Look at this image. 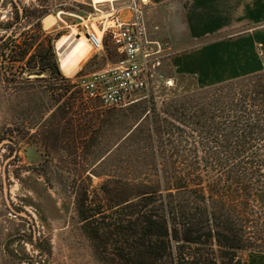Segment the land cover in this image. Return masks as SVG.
Masks as SVG:
<instances>
[{"label":"rangeland","instance_id":"374dc122","mask_svg":"<svg viewBox=\"0 0 264 264\" xmlns=\"http://www.w3.org/2000/svg\"><path fill=\"white\" fill-rule=\"evenodd\" d=\"M16 1L0 0V142L13 141L0 148V264H116L112 257L103 256L88 236L79 214V200L86 195L100 197L106 180L133 177L138 165L154 168L175 164L183 168L191 163L189 150L194 146L200 153L215 149L225 159V130L217 129V138L212 141L187 128L177 137L162 134L161 142L146 134L125 140L132 131L136 133L135 127L145 114L166 117L163 109L175 93L233 81L238 97L247 91L252 95L251 101L256 98L243 119L252 116L263 129L256 130L260 139L245 146V158L252 156L257 167H263L264 70L211 84L165 68L167 77L156 80L155 89L138 93L132 102L121 107H105L99 100L85 98L71 81L74 72H66L71 76L63 73L71 81L62 83L70 89L65 94L59 89L61 81L43 71L38 58L33 60L48 38L54 39L57 52V40L69 34L71 26L82 31L83 20L97 11L94 3ZM43 13L57 14L59 19L46 28ZM39 18L46 34L38 27ZM108 50L106 55L95 49L77 73L89 74L117 62V47L111 45ZM168 78L173 79V85L164 84ZM255 91L262 94L255 96ZM221 120L218 117L217 121ZM233 146H229L230 152ZM173 152L188 160L170 159ZM154 153L160 154V159H154ZM228 154V164L239 165L247 160ZM107 156L110 157L104 159ZM244 264H264V253H246Z\"/></svg>","mask_w":264,"mask_h":264},{"label":"trees","instance_id":"16d2710c","mask_svg":"<svg viewBox=\"0 0 264 264\" xmlns=\"http://www.w3.org/2000/svg\"><path fill=\"white\" fill-rule=\"evenodd\" d=\"M37 24L46 34L41 21ZM35 57L43 71L61 81L59 89L66 94L70 89L62 83L71 81L60 68L54 39L43 41ZM234 83L175 93L163 109L166 117L145 114L137 134L125 138L146 134L161 142L162 134L177 137L187 128L212 141L218 129L225 130L228 149L223 159L215 149L200 153L194 146L192 161L183 168L138 165L133 177L106 180L100 197L79 200L85 230L103 256L116 264H244L246 253H264V165L257 167L250 155L245 158V146L260 139L256 130L263 127L252 116L243 119L256 98L251 101L247 91L238 97ZM174 152L170 159L188 160ZM228 153L247 160L228 164Z\"/></svg>","mask_w":264,"mask_h":264},{"label":"crops","instance_id":"0c3cea01","mask_svg":"<svg viewBox=\"0 0 264 264\" xmlns=\"http://www.w3.org/2000/svg\"><path fill=\"white\" fill-rule=\"evenodd\" d=\"M137 1L149 39L165 45L161 77L169 68L213 84L264 70V0ZM107 2L94 14L107 16L98 21L102 32L110 21L134 18L130 1ZM104 43L106 54L115 44L109 37Z\"/></svg>","mask_w":264,"mask_h":264},{"label":"built area","instance_id":"2783aa9c","mask_svg":"<svg viewBox=\"0 0 264 264\" xmlns=\"http://www.w3.org/2000/svg\"><path fill=\"white\" fill-rule=\"evenodd\" d=\"M107 3L109 2L98 5ZM131 8L135 12L134 18L127 21L116 19L113 25L104 29L100 41L88 25L83 23L82 31L77 27L89 37L97 52L104 50L105 39L109 37L122 55L117 62L104 69L89 74L76 72L71 79L81 89L86 99L99 100L103 106L109 108L121 107L132 102L138 93L155 89V81L163 78L160 76L159 68L162 65L165 45L149 39L142 11L136 0H132ZM38 21H41V18ZM164 84L170 86L174 81L168 78Z\"/></svg>","mask_w":264,"mask_h":264},{"label":"bare ground","instance_id":"6f19581e","mask_svg":"<svg viewBox=\"0 0 264 264\" xmlns=\"http://www.w3.org/2000/svg\"><path fill=\"white\" fill-rule=\"evenodd\" d=\"M93 3L97 6L98 3L107 2L111 0H92ZM116 1V0H114ZM106 15L94 16L89 19H85L84 25H88L91 31H94L96 37L99 41L102 39L103 33L98 27V21L105 19ZM59 19V15L51 14L45 18V27L49 28L56 24ZM114 24V23H113ZM110 24V25H113ZM91 43L89 37L81 32L77 26H71V31L69 34H66L60 37L57 40V48L59 49V64L63 69V73L66 75H74L78 69L81 67L83 62L86 60V56L89 53L95 51L94 45H89ZM66 72H74L71 75Z\"/></svg>","mask_w":264,"mask_h":264},{"label":"water","instance_id":"95a60500","mask_svg":"<svg viewBox=\"0 0 264 264\" xmlns=\"http://www.w3.org/2000/svg\"><path fill=\"white\" fill-rule=\"evenodd\" d=\"M15 2L17 3V1L15 0ZM59 49L57 48V56H58V59L60 58V56H59ZM13 143V141L12 140H10V139H4L3 141H1L0 142V148H1V146L3 145V144H5V143ZM4 191H5V195H6V198H7V201H8V188H7V184L5 183V186H4Z\"/></svg>","mask_w":264,"mask_h":264},{"label":"clouds","instance_id":"9594fccd","mask_svg":"<svg viewBox=\"0 0 264 264\" xmlns=\"http://www.w3.org/2000/svg\"><path fill=\"white\" fill-rule=\"evenodd\" d=\"M59 60V59H58Z\"/></svg>","mask_w":264,"mask_h":264}]
</instances>
